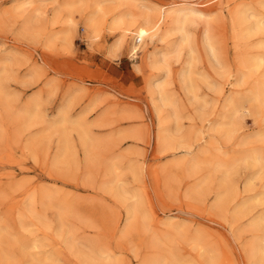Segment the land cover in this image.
<instances>
[{"label":"rangeland","instance_id":"obj_1","mask_svg":"<svg viewBox=\"0 0 264 264\" xmlns=\"http://www.w3.org/2000/svg\"><path fill=\"white\" fill-rule=\"evenodd\" d=\"M68 1L0 0V264H251L249 247L263 236L252 224L264 216V161L251 159L264 157L254 92L264 83V0H224L221 13L186 27L194 58L183 47L156 69L149 53L172 50L179 34L131 55L129 39L116 47L111 20L219 0H89L83 13L61 7ZM90 5L106 19L94 38L84 24ZM247 9L248 34L232 19ZM189 65L203 109L179 87ZM161 88L172 105L160 102ZM223 116L215 133L209 123ZM243 203L249 209L236 215Z\"/></svg>","mask_w":264,"mask_h":264},{"label":"bare ground","instance_id":"obj_2","mask_svg":"<svg viewBox=\"0 0 264 264\" xmlns=\"http://www.w3.org/2000/svg\"><path fill=\"white\" fill-rule=\"evenodd\" d=\"M86 1H89V0H71L66 2L65 4H63L61 7H63L64 9L67 8L69 11H71L72 9H76L77 10H81L83 9L82 7H86V5H88V3H92V0L90 2H86ZM32 3V1H30ZM29 2V3H30ZM234 2V1H233ZM25 3V2H24ZM27 3V2H26ZM97 3V2H96ZM94 3V4H96ZM100 3V2H99ZM102 3V2H101ZM100 3V4H101ZM229 4V3H228ZM31 5V4H30ZM28 5V6H30ZM224 5V0H219V2L215 5H212V6H209V7H206L205 9H201L202 5L199 7V5H195L193 3H190V2H187V1H183V2H179V3H176V4H173L171 6H160V7H155V8H147L145 9V13L142 14L141 16H135V15H132V14H129V13H121L120 15H118L117 17L113 18L111 20V22L109 23L110 26L114 29H117V31H120L121 33V38L119 39L118 43H115L116 44V47L120 46V44L122 43V41L127 40L129 39L130 40V43H129V47H130V54H134L135 52L138 51H142V48L144 46L145 43H158V44H164L170 37L171 35L174 33H178L179 36H180V41L179 43L180 44H177V43H174V44H177V45H173L175 46L172 50H168V52H162V51H154V52H151L149 53V57L148 59L146 60V62L152 67L151 69L155 68L156 69V66L159 65V64H162L163 66L166 65V61L169 57L170 54H173V55H178L179 53H181L180 51H182V48L184 47H188L189 49V56H191L192 58H194L193 56L195 55L194 53V48H192L191 46L193 45H190L191 42H193V36L191 35V33H189L186 29V27H188L189 24H195L199 21H202L204 18H206L209 14H212L213 10L216 9V8H220V13L221 11L224 10V7H222ZM23 6V5H22ZM21 7V6H19ZM101 6L99 7H95L94 6H89V9H88V14L86 16V18L84 19V24H85V27L87 28V31H88V34H89V38H94L98 32H99V29L102 25L105 24V15H104V11H102L100 9ZM22 8V7H21ZM229 8V7H228ZM25 9V8H24ZM61 9V8H60ZM85 10V9H84ZM82 11V10H81ZM128 11V10H127ZM215 11V10H214ZM67 12V11H66ZM86 12V11H85ZM129 12V11H128ZM132 12V11H130ZM217 13L218 10H216ZM231 12V10H230ZM83 13V11H82ZM142 13V12H141ZM223 13V12H222ZM138 15V14H136ZM214 15H216V13H213V18H214ZM222 15V14H221ZM219 15V16H221ZM253 14H251L250 12H248V9L247 11H235L234 12V15H232V19L233 21H239L241 22L242 24H244V27H243V32L244 33H249V25H247V23L250 21V17H253L252 16ZM83 16V15H82ZM212 17V16H211ZM217 17V16H215ZM32 18V17H31ZM254 19V17H253ZM83 20V19H82ZM260 21L263 19H259ZM258 20V21H259ZM25 21V20H24ZM27 21V19H26ZM74 21V20H73ZM72 20H66V27H67V30L65 32V38L69 39L71 33H72ZM32 22V21H31ZM232 22V21H231ZM33 23V22H32ZM74 23V22H73ZM256 23V22H255ZM263 23V22H262ZM65 25V24H64ZM74 25V24H73ZM257 25V24H256ZM239 26V25H238ZM236 26V27H238ZM234 29V28H233ZM239 29V28H238ZM27 28H26V23L24 22L22 24V31L24 33H27ZM189 30V29H188ZM242 32V30H241ZM212 33V32H211ZM233 33V32H232ZM247 33V34H248ZM63 34V32H62ZM213 34V33H212ZM236 34V33H235ZM242 34V33H241ZM252 34V33H251ZM176 35V34H175ZM238 35V34H237ZM214 38V37H213ZM179 39V38H178ZM64 40V39H63ZM137 40V41H135ZM195 40V39H194ZM177 41V42H178ZM196 41V40H195ZM66 42V41H65ZM195 43V42H194ZM148 46V45H147ZM203 46L204 48L209 52L210 56L216 61V53H215V48H214V45H213V42H212V38H211V35L209 34V31L208 30H205L203 31ZM146 47V46H145ZM172 48V47H171ZM146 49V48H145ZM134 56V55H133ZM247 59V58H246ZM249 59V58H248ZM247 59V60H248ZM262 59V58H261ZM242 61V60H241ZM251 61V60H250ZM262 61V60H261ZM239 62V60H238ZM244 62V61H243ZM241 62V63H243ZM261 63V62H259ZM264 63V62H263ZM192 64V63H191ZM249 64V63H248ZM239 65V64H238ZM241 65V64H240ZM243 65V64H242ZM250 65V64H249ZM258 65V64H257ZM247 66V65H245ZM168 67V66H167ZM185 67V66H184ZM251 67V66H250ZM257 67V66H256ZM162 68V67H161ZM240 67H238L239 69ZM259 68V67H258ZM257 68V69H258ZM158 69V67H157ZM164 69V68H162ZM243 69V68H242ZM249 69V68H248ZM161 70V69H160ZM192 70L193 68H191V66H187V68L185 67V69H182V71H180L181 73L179 74V87L181 90H183L187 95L191 96L193 101L196 102L197 104H199L200 108L203 109L205 107V104L206 102L201 100L200 98H198L197 96V90H198V87L197 85L195 84V80L192 79ZM237 70V69H236ZM241 70V68L239 69ZM243 70H246V72H250L248 71L247 69H243ZM228 71V70H227ZM243 72V71H242ZM168 73V74H167ZM165 75H166V78H169V72H167ZM228 74V73H227ZM244 74L245 76V71L244 73H241V75ZM247 74V73H246ZM253 74V73H252ZM240 76V75H239ZM255 76V75H254ZM264 76V75H263ZM198 79L199 80H202L204 83L206 82V84H213L212 82L210 81H206V80H209V77L208 75L206 74H201L199 73L198 74ZM241 77V76H240ZM247 77V76H245ZM250 77V76H249ZM235 78V77H234ZM242 78V77H241ZM236 80V79H235ZM237 81H239V78L237 79ZM246 81V80H245ZM214 84L211 85V86H215L217 87L218 84H216V81L213 80ZM240 82V81H239ZM239 82H236V83H239ZM256 82V81H255ZM164 84V83H163ZM259 84V82H258ZM239 85V84H238ZM244 85V84H243ZM260 85V84H259ZM258 85V87H259ZM252 87V86H251ZM251 91L253 88H250ZM249 89V90H250ZM254 92L258 95H260V97L258 99H260L262 101V104L264 105V83H262L261 87H260V90H258V88L255 90L254 89ZM254 94V93H253ZM255 96V94H254ZM256 97V96H255ZM232 99V98H231ZM243 99V98H241ZM247 101L248 99L245 98ZM250 99V98H249ZM252 99H253V96H252ZM252 99H251V103H252ZM159 100L160 102L164 105L165 103L166 104H169V105H172L173 104V101L168 99L166 93L163 91V89L161 88L160 92H159ZM230 100V99H229ZM235 101V99H233ZM256 100V99H255ZM253 100L254 102L258 101V100ZM259 100V102H260ZM229 102V103H228ZM228 107H230L231 105V102L228 101ZM238 102V101H237ZM253 102V103H254ZM234 102H232V105H233ZM236 103V102H235ZM239 103V102H238ZM246 103V102H245ZM248 103V101H247ZM240 105V104H239ZM174 106V105H173ZM171 107V106H170ZM232 107V106H231ZM230 107V108H231ZM256 107V106H255ZM233 108V107H232ZM257 108V107H256ZM259 108V107H258ZM264 108V107H263ZM226 109V108H225ZM231 110V109H230ZM258 110V109H257ZM226 112H224L225 114ZM262 113V112H260ZM224 119H225V116H223L222 120L220 118V122L219 121H213L212 123L208 122L210 125H211V130H214L215 133H218L216 132V129L218 128H224L225 126V123H224ZM163 122V121H162ZM161 122V124H162ZM160 124V125H161ZM227 126V125H226ZM160 128V127H159ZM162 128V127H161ZM160 128V129H161ZM159 129V130H160ZM164 129L162 128V131ZM213 132V131H212ZM161 130L159 131V134H158V137L159 135L161 134ZM165 133V131H164ZM161 136V135H160ZM264 137V136H263ZM162 139V137H161ZM164 140V138H163ZM186 142H181V145L183 146L184 144H190V143H187V142H190V138L188 141V139L186 138ZM162 142V141H161ZM192 144L191 146H193V140L191 141ZM178 145V144H177ZM181 145H180V148H181ZM185 146V145H184ZM184 146L182 147L184 149ZM188 148H185L184 150L186 151V149L188 150L190 147L188 145H186ZM185 146V147H186ZM194 147V146H193ZM179 148V149H180ZM181 148V149H182ZM172 149V148H171ZM178 147L176 150H179ZM190 150V149H189ZM189 150L187 151V153L189 152ZM192 150H190L191 152ZM253 155V154H252ZM253 157V156H252ZM247 158V157H246ZM254 161H264V157H262V154L261 155H254L253 158ZM194 160V157L193 159H190L189 162L187 163V166H189V164L191 163V165H193L194 163H192ZM247 160V159H246ZM250 160V158H249ZM208 161V160H207ZM248 161V160H247ZM251 161V160H250ZM249 161V162H250ZM220 162V161H219ZM243 162V161H242ZM215 163V162H214ZM253 163V162H251ZM197 164V163H196ZM221 165V164H220ZM180 169L181 167L184 166L183 163L180 162V164L177 165ZM196 166V165H195ZM195 166L193 167L195 169ZM215 166V165H214ZM213 166V167H214ZM218 166V165H217ZM219 167V166H218ZM217 167V168H218ZM224 167V166H222ZM189 168V167H188ZM192 168V167H191ZM190 168V169H191ZM206 168V167H205ZM183 169V168H182ZM185 169V168H184ZM211 169V168H210ZM185 170H188V169H185ZM192 170V169H191ZM214 171V170H213ZM218 171V169H217ZM226 186V185H225ZM222 187V186H220ZM226 188V187H225ZM228 188V187H227ZM219 189V188H218ZM223 189V188H222ZM225 190V189H224ZM227 191V190H226ZM220 194V192H219ZM223 194V193H222ZM224 195V194H223ZM225 196V195H224ZM223 196V197H224ZM219 197V196H218ZM218 200V199H217ZM222 203L224 200H222ZM218 202V201H217ZM220 205V204H219ZM249 203H243L242 205H240L236 211H235V214L236 215H243L244 212H246L249 208ZM126 213H127V219L125 221V230L129 232V230H131L132 228H134V225L136 224V222L134 221L135 218L134 217V213L135 211H132L131 210H126ZM132 215V216H131ZM262 218L257 220V221H253V224H252V227L255 229H261V231L263 232V236L254 244L252 243V245L249 247V250H248V255H249V261L251 264H261V262H263L264 260V216H261ZM260 218V217H259ZM251 225V224H250ZM109 261V259L107 260ZM147 264V262H146ZM157 264V263H156Z\"/></svg>","mask_w":264,"mask_h":264},{"label":"built area","instance_id":"obj_3","mask_svg":"<svg viewBox=\"0 0 264 264\" xmlns=\"http://www.w3.org/2000/svg\"><path fill=\"white\" fill-rule=\"evenodd\" d=\"M135 41H137V40H135Z\"/></svg>","mask_w":264,"mask_h":264}]
</instances>
